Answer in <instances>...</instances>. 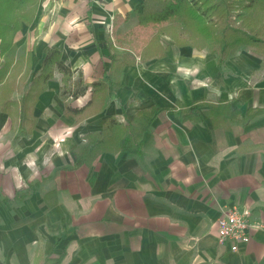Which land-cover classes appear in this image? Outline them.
Segmentation results:
<instances>
[{
	"label": "crops",
	"instance_id": "obj_1",
	"mask_svg": "<svg viewBox=\"0 0 264 264\" xmlns=\"http://www.w3.org/2000/svg\"><path fill=\"white\" fill-rule=\"evenodd\" d=\"M145 1L40 0L17 34L33 74L57 47L87 90L64 98L56 70L30 134L0 112V264H33L39 250L59 264H264V57L241 46L221 58L161 35L165 54L143 60L157 32L139 23ZM101 81L110 92L97 112H67ZM153 106L140 155L76 165L89 133ZM228 207L256 225L237 251L218 236Z\"/></svg>",
	"mask_w": 264,
	"mask_h": 264
},
{
	"label": "trees",
	"instance_id": "obj_2",
	"mask_svg": "<svg viewBox=\"0 0 264 264\" xmlns=\"http://www.w3.org/2000/svg\"><path fill=\"white\" fill-rule=\"evenodd\" d=\"M40 0H0V112L8 113L13 120L21 118L25 134H30L38 118L33 107L39 96L48 89V82L58 70L63 74L62 96L76 98L87 90L82 79L73 81L74 71L62 59L57 47H52L44 57L38 73L31 69V55L19 52L16 36L35 19ZM236 0H146L139 13L142 26H156L157 32L144 48L141 58L161 57L165 48L160 44L161 35L171 37L178 46H191L199 50L208 48L226 58L233 50L248 46L264 57V0L239 2L242 12L233 20ZM237 17V16H236ZM264 69V61L261 65ZM113 69L109 78L114 76ZM118 85V83H117ZM28 87L27 91L25 88ZM22 97L14 98L15 92ZM110 92L108 82L96 83L92 99L82 108H67V112L82 114L97 112ZM90 108L87 112H85ZM195 108V107H193ZM161 108L138 111L128 124L115 117L107 120L103 129L86 136L87 144L77 155L76 165H91L104 152H126L140 155L144 147V135L161 112ZM14 123V122H13ZM33 264H59L40 250Z\"/></svg>",
	"mask_w": 264,
	"mask_h": 264
},
{
	"label": "built area",
	"instance_id": "obj_3",
	"mask_svg": "<svg viewBox=\"0 0 264 264\" xmlns=\"http://www.w3.org/2000/svg\"><path fill=\"white\" fill-rule=\"evenodd\" d=\"M250 210L237 207L226 208L218 218V236L221 242L230 241L231 249L237 251L241 243L252 238L256 225L250 219Z\"/></svg>",
	"mask_w": 264,
	"mask_h": 264
},
{
	"label": "rangeland",
	"instance_id": "obj_4",
	"mask_svg": "<svg viewBox=\"0 0 264 264\" xmlns=\"http://www.w3.org/2000/svg\"><path fill=\"white\" fill-rule=\"evenodd\" d=\"M238 3L236 4V7H235V10L233 11V17L232 18H236V19H233V20H237V18H238V14L240 13L241 14V12L243 11L242 10V4H240L239 2H241V1H245V0H236ZM246 2L248 3L249 2V0H246ZM237 16V17H236ZM241 23V20L240 21H238L237 20V22H235V24L238 26L239 24ZM2 62V61H1ZM1 62H0V64H1Z\"/></svg>",
	"mask_w": 264,
	"mask_h": 264
}]
</instances>
